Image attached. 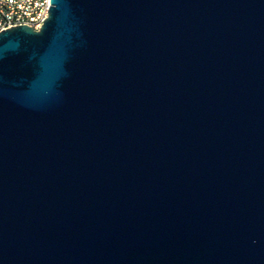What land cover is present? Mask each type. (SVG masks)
<instances>
[{
	"label": "water",
	"instance_id": "obj_1",
	"mask_svg": "<svg viewBox=\"0 0 264 264\" xmlns=\"http://www.w3.org/2000/svg\"><path fill=\"white\" fill-rule=\"evenodd\" d=\"M0 31V264H264V0H51Z\"/></svg>",
	"mask_w": 264,
	"mask_h": 264
},
{
	"label": "built area",
	"instance_id": "obj_2",
	"mask_svg": "<svg viewBox=\"0 0 264 264\" xmlns=\"http://www.w3.org/2000/svg\"><path fill=\"white\" fill-rule=\"evenodd\" d=\"M51 5V0H0V31L23 24L39 29Z\"/></svg>",
	"mask_w": 264,
	"mask_h": 264
},
{
	"label": "bare ground",
	"instance_id": "obj_3",
	"mask_svg": "<svg viewBox=\"0 0 264 264\" xmlns=\"http://www.w3.org/2000/svg\"><path fill=\"white\" fill-rule=\"evenodd\" d=\"M48 15H49V12H46V15H44V21H45V19L48 17ZM42 24H43V23H40V27L42 26Z\"/></svg>",
	"mask_w": 264,
	"mask_h": 264
}]
</instances>
